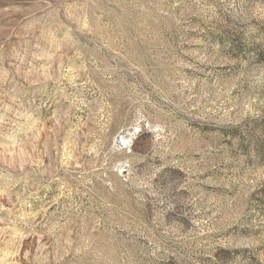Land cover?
Returning a JSON list of instances; mask_svg holds the SVG:
<instances>
[{
	"label": "rangeland",
	"instance_id": "obj_1",
	"mask_svg": "<svg viewBox=\"0 0 264 264\" xmlns=\"http://www.w3.org/2000/svg\"><path fill=\"white\" fill-rule=\"evenodd\" d=\"M0 264H264V0H0Z\"/></svg>",
	"mask_w": 264,
	"mask_h": 264
}]
</instances>
